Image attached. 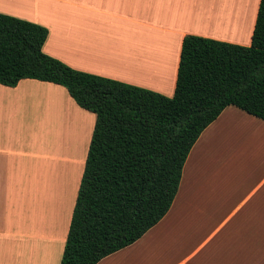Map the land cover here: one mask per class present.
Segmentation results:
<instances>
[{
  "label": "crops",
  "instance_id": "1",
  "mask_svg": "<svg viewBox=\"0 0 264 264\" xmlns=\"http://www.w3.org/2000/svg\"><path fill=\"white\" fill-rule=\"evenodd\" d=\"M221 1L202 4L199 16V2L206 0H0V13L46 27L44 52L78 71L173 97L185 36L234 44L242 34L252 39L257 10L252 16L251 1L229 0L237 18L240 11L244 16L236 31L235 25L227 30L232 23L216 12ZM61 96L84 120L71 149L78 145L77 152L65 158L45 144L48 129L51 139L55 128L72 121L59 106ZM96 119L62 86L33 79L16 87L0 84V242L6 243L0 264H61ZM229 203L233 206L225 208ZM223 210L230 215L178 264H194L196 258L198 264H264V121L234 106L194 145L168 214L136 243L98 264H158L167 260L168 243L183 245V236L194 233L189 226L213 225ZM201 213L209 216L201 220ZM240 213L246 220L238 219ZM229 223L234 250L216 239Z\"/></svg>",
  "mask_w": 264,
  "mask_h": 264
},
{
  "label": "trees",
  "instance_id": "2",
  "mask_svg": "<svg viewBox=\"0 0 264 264\" xmlns=\"http://www.w3.org/2000/svg\"><path fill=\"white\" fill-rule=\"evenodd\" d=\"M48 36L0 13V84L53 83L96 115L61 264H98L168 214L191 150L227 107L264 121V0L249 46L184 37L173 97L78 71L44 52Z\"/></svg>",
  "mask_w": 264,
  "mask_h": 264
},
{
  "label": "rangeland",
  "instance_id": "3",
  "mask_svg": "<svg viewBox=\"0 0 264 264\" xmlns=\"http://www.w3.org/2000/svg\"><path fill=\"white\" fill-rule=\"evenodd\" d=\"M213 1L214 0H206L205 3L199 2V4H201V5H199L198 16H199L200 10H205V9L202 8V4L203 5H211V3ZM250 1H251V14H253L252 16H254L255 10H257L256 12L258 13L259 5L256 4V1L257 0H250ZM223 2H225V3H223ZM259 4H260V1H259ZM216 12H220L221 15L223 14L225 16V18L227 19V21L229 23L230 22L232 23V26L229 29L227 28V30H229V31H233L234 28H235L234 31H236L237 28L238 27H241L243 25V23H244V21H243L244 20V18H243L244 16H243V13H241L242 11H240V15H239L240 18L238 19L237 18V7L235 5V8H233L232 5L230 4L229 0H225V1L222 0L220 2V4L216 7ZM257 13H256V17H257ZM252 19H253V17H252ZM198 20H199V17H198ZM247 21L250 22V18ZM233 25H235L234 28H233ZM200 26H202L201 28H204L207 33H209L210 30H213L218 36H220L219 33L216 30H214V28H212V27L206 28L204 26V24H201ZM223 29H226V28L223 27ZM227 30H225V31H227ZM221 31H223V30H221ZM248 36H249V34H242V37L240 39L241 41L238 40V39H236V41H238L237 44L238 45H243V46H248L250 44V42H251V41H249V38L251 39V36H249V37ZM237 37L240 38V36H237ZM232 40H235V39H232ZM61 101H62L61 102L62 104H60L59 106L62 108L61 110L64 111V114H66L65 116L69 120L70 119L72 120V121H68V123H67L68 125L67 126L72 127L73 131L71 132V135L70 136H65V133H64V131H62V128L61 127H60V129L59 128H55L52 131V138L50 139L49 138L50 131L48 129L46 135L49 133L48 134V139L49 140H48V142H46V140H45V144L47 146L46 148H49L50 145H51L53 151L55 152V154H57V156L62 153V155L65 158L69 154L74 156L76 154V152H77L78 145H77V147H76V149L74 150L73 153L71 152L70 149H69V151H70L69 152L66 148H65V151H64V147H63V150H62L61 147L59 148V150H57L58 145H59V138H58V141L57 142L55 141L56 140L55 137H56L57 133L58 134L62 133V139L65 140V141H69L68 140V137H73L76 133L81 132V129L78 127V125H76V126L72 125L73 122H74L73 118L75 119L74 113L77 114V112L75 110H72V108H71L69 102H67L68 100L66 99L65 96H61ZM82 121H83V124H82V127H83L84 126V120H83V118H82ZM58 130H60V131H58ZM79 141L80 140L78 139V142ZM53 145H54V148H53ZM210 158L211 157H208L207 161ZM67 164L70 165L71 167L72 166L74 167L76 165L74 161H68ZM200 166H202L201 163L198 164V167H200ZM230 169H231V167H227L225 170H229L230 171ZM225 170L223 171V167L221 168V171L225 172ZM229 171H227V173H229ZM231 206H233L232 203H229V205L227 207H225V208H231ZM230 213H231L230 211L223 210V211L217 212V216H215V217L213 216V214H214L213 213L210 216V217H214L215 218L214 219V222H213V225L207 224L206 221H199V222L191 225V226H194V227L189 226L188 228H190L191 231L194 232V233L190 234L189 231H188L186 233V235L183 236V238L181 239L182 241L185 242L183 245H180V244H178L175 241H171V243H168V248H171V249H170V251L168 253L167 260H164V261L163 260H159L158 261V264H178L179 261H180V256H182L184 254H188V253L192 252L193 250H195L198 247L199 241L204 240L214 230H216L218 228V226L230 215ZM207 216H209V215H207ZM207 216H205L204 213H201V217H202L201 220H205ZM238 219L239 220H246L245 214L240 213V217ZM243 223H244V221H243ZM195 225L197 227H195ZM240 225L242 226V222H240ZM231 230L232 229H231V226H230V223H229L226 226H224L223 228H221V230L218 233V235H216L217 236L216 239L219 240V241L222 240V243H224V247L225 248L230 249V247H231V250H234V249H236V246H235V244L232 243L233 242V237L231 238V234H232V231ZM238 230L239 231H242V230H244V228H240ZM3 244L6 245V243H1L0 242V245H2V246H0V250L3 247ZM210 246H211V244H210ZM208 248H209V246H208ZM197 262H198V260L196 258L191 263L198 264Z\"/></svg>",
  "mask_w": 264,
  "mask_h": 264
},
{
  "label": "bare ground",
  "instance_id": "4",
  "mask_svg": "<svg viewBox=\"0 0 264 264\" xmlns=\"http://www.w3.org/2000/svg\"><path fill=\"white\" fill-rule=\"evenodd\" d=\"M212 24H218V23H212ZM74 115H75V119L73 118V120L75 121V126L80 125V123H82L81 118H79V116H77L76 114H74ZM61 128H62V131H64L65 136H70L71 132L73 131L72 127H70V126H65V128L62 126ZM48 134L46 135V139H45L46 142H48V140H49ZM55 138H56V140H55L56 142L58 141V138H59V145H60V147H62V145H63L64 151H65V147L67 144H68L67 146H69L70 150L74 147L75 141L77 139V135L75 134L73 137H68L69 141H65L62 139V133H60V134L57 133ZM57 150H59V146H58Z\"/></svg>",
  "mask_w": 264,
  "mask_h": 264
}]
</instances>
